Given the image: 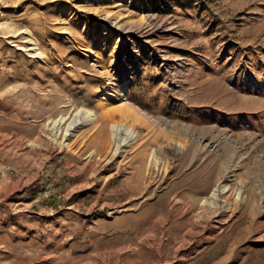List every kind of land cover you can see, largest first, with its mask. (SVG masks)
Wrapping results in <instances>:
<instances>
[{
    "label": "rangeland",
    "instance_id": "374dc122",
    "mask_svg": "<svg viewBox=\"0 0 264 264\" xmlns=\"http://www.w3.org/2000/svg\"><path fill=\"white\" fill-rule=\"evenodd\" d=\"M0 264H264V0H0Z\"/></svg>",
    "mask_w": 264,
    "mask_h": 264
},
{
    "label": "bare ground",
    "instance_id": "6f19581e",
    "mask_svg": "<svg viewBox=\"0 0 264 264\" xmlns=\"http://www.w3.org/2000/svg\"><path fill=\"white\" fill-rule=\"evenodd\" d=\"M72 121H74V120H72ZM76 121V120H75ZM82 123V122H81ZM115 128V130H116V132L118 131V130H121L122 129V127L120 126H116V127H114ZM154 156V155H153ZM139 175V173H136V174H134L132 177L134 178V177H137L138 175ZM137 175V176H136ZM139 178V177H138ZM217 190H220V191H222V190H224V187H221V188H219V187H215L214 189H213V191H212V196L213 197H217V193H216V191ZM207 201V200H206ZM205 201V202H206Z\"/></svg>",
    "mask_w": 264,
    "mask_h": 264
}]
</instances>
